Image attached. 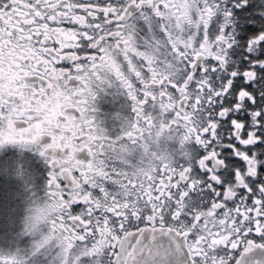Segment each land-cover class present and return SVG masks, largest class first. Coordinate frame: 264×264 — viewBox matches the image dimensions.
Masks as SVG:
<instances>
[{
  "label": "snow or ice",
  "instance_id": "snow-or-ice-1",
  "mask_svg": "<svg viewBox=\"0 0 264 264\" xmlns=\"http://www.w3.org/2000/svg\"><path fill=\"white\" fill-rule=\"evenodd\" d=\"M0 264H264V0H0Z\"/></svg>",
  "mask_w": 264,
  "mask_h": 264
}]
</instances>
